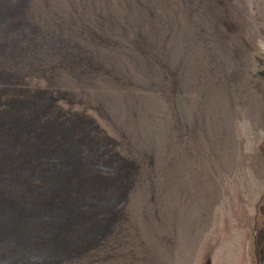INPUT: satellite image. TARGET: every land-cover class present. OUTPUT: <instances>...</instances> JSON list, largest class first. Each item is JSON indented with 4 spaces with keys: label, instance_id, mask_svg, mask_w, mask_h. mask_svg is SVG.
I'll return each instance as SVG.
<instances>
[{
    "label": "rangeland",
    "instance_id": "374dc122",
    "mask_svg": "<svg viewBox=\"0 0 264 264\" xmlns=\"http://www.w3.org/2000/svg\"><path fill=\"white\" fill-rule=\"evenodd\" d=\"M263 240L264 0H0V264Z\"/></svg>",
    "mask_w": 264,
    "mask_h": 264
},
{
    "label": "flooded vegetation",
    "instance_id": "af4514ba",
    "mask_svg": "<svg viewBox=\"0 0 264 264\" xmlns=\"http://www.w3.org/2000/svg\"><path fill=\"white\" fill-rule=\"evenodd\" d=\"M256 246H257V244H256ZM258 249L260 250L259 252H258V254H259V260L257 259L256 261L257 262H261V263H263L264 264V240L263 241H260L259 243H258ZM258 257V256H257Z\"/></svg>",
    "mask_w": 264,
    "mask_h": 264
}]
</instances>
